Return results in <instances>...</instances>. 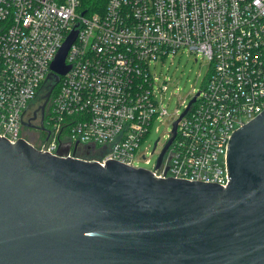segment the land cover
I'll list each match as a JSON object with an SVG mask.
<instances>
[{"label": "built area", "instance_id": "2783aa9c", "mask_svg": "<svg viewBox=\"0 0 264 264\" xmlns=\"http://www.w3.org/2000/svg\"><path fill=\"white\" fill-rule=\"evenodd\" d=\"M73 30L70 69L48 79ZM184 48L206 56L211 70L174 120L157 166L139 154L168 113L151 65ZM50 90L41 138L31 111ZM263 109L264 0H108L103 13L85 11L81 0H0V136L11 142L51 154L69 145L68 156L226 186L229 139Z\"/></svg>", "mask_w": 264, "mask_h": 264}, {"label": "water", "instance_id": "95a60500", "mask_svg": "<svg viewBox=\"0 0 264 264\" xmlns=\"http://www.w3.org/2000/svg\"><path fill=\"white\" fill-rule=\"evenodd\" d=\"M76 37L48 79L68 72ZM69 150L0 136V264H264V109L229 139L226 186Z\"/></svg>", "mask_w": 264, "mask_h": 264}, {"label": "rangeland", "instance_id": "374dc122", "mask_svg": "<svg viewBox=\"0 0 264 264\" xmlns=\"http://www.w3.org/2000/svg\"><path fill=\"white\" fill-rule=\"evenodd\" d=\"M211 70V64L204 55H197L188 48L180 50L174 57L168 56L164 61L159 60L151 65L154 80V91L159 101H162L167 108V114L157 119L151 129L146 141L139 148V154L146 153L154 163L162 147L169 138L172 123L178 114L184 110L196 93L202 88L206 77ZM42 138L43 132L35 130ZM37 140V139H36ZM156 151L155 143L158 141ZM141 162L140 165L151 167Z\"/></svg>", "mask_w": 264, "mask_h": 264}, {"label": "flooded vegetation", "instance_id": "af4514ba", "mask_svg": "<svg viewBox=\"0 0 264 264\" xmlns=\"http://www.w3.org/2000/svg\"><path fill=\"white\" fill-rule=\"evenodd\" d=\"M49 97L44 96L43 94H38L35 103L37 102L38 106L36 107V109H34L32 112V121H31V125L34 127V131L38 130V128L40 127V122L42 118L46 112V110L48 109L49 106ZM41 105H43V108L41 107ZM32 134V133H31ZM30 135V134H29ZM32 140H36L37 136L36 135H30Z\"/></svg>", "mask_w": 264, "mask_h": 264}, {"label": "trees", "instance_id": "16d2710c", "mask_svg": "<svg viewBox=\"0 0 264 264\" xmlns=\"http://www.w3.org/2000/svg\"><path fill=\"white\" fill-rule=\"evenodd\" d=\"M107 1L108 0H81V6L85 11L89 13H103Z\"/></svg>", "mask_w": 264, "mask_h": 264}, {"label": "bare ground", "instance_id": "6f19581e", "mask_svg": "<svg viewBox=\"0 0 264 264\" xmlns=\"http://www.w3.org/2000/svg\"><path fill=\"white\" fill-rule=\"evenodd\" d=\"M174 123V122H173ZM173 123H172V126H173Z\"/></svg>", "mask_w": 264, "mask_h": 264}]
</instances>
